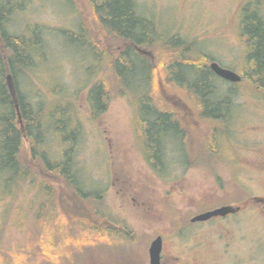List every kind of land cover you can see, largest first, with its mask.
I'll use <instances>...</instances> for the list:
<instances>
[{
	"label": "rangeland",
	"instance_id": "1",
	"mask_svg": "<svg viewBox=\"0 0 264 264\" xmlns=\"http://www.w3.org/2000/svg\"><path fill=\"white\" fill-rule=\"evenodd\" d=\"M96 2L0 0V30L29 41L32 64L11 77L14 95L15 81L33 111H39L44 148L58 158L72 134L80 132L74 160L90 196L81 203L66 193L50 197L59 198L73 213L98 209L101 215L90 233L70 227L63 207L55 205L56 211L42 210L41 227L33 209L47 195L36 194L37 187L27 181L5 188L0 179V264H149V247L157 235L163 239L161 264H264V206L253 198L264 197V94L252 84L244 63L249 40L240 25L247 5L264 15V0H134L137 13L152 21L163 41L170 37L166 40L172 41V51L191 45L178 54H203L208 63L245 75L237 83L214 79L216 95L228 96L227 108L219 109L228 111L226 120L200 116L189 98L161 86L162 101L156 96L154 103L182 110L185 131L161 144L159 166L145 154L141 130L134 123L139 106L134 93L120 95L116 90L104 112L96 118L90 114L88 90L105 76L101 64L107 58L99 59L87 43L115 56L108 49ZM135 51L158 58L149 44ZM6 55L0 33V56ZM177 72L183 77L187 69ZM8 74L3 62L0 78L13 98ZM58 119L66 120L60 129L65 140L55 127ZM207 142L214 145L213 152L205 148ZM31 147V139L24 136L19 160L39 166ZM224 205L241 206V211L218 220L191 221ZM79 207L83 210L77 211ZM104 227L109 230L101 231ZM48 249L54 257L47 256Z\"/></svg>",
	"mask_w": 264,
	"mask_h": 264
},
{
	"label": "trees",
	"instance_id": "2",
	"mask_svg": "<svg viewBox=\"0 0 264 264\" xmlns=\"http://www.w3.org/2000/svg\"><path fill=\"white\" fill-rule=\"evenodd\" d=\"M94 6L103 26L108 49L113 50L115 56L111 52L108 54L107 48L103 52H98L95 51L94 45L87 43L88 48L99 59L107 58L101 64V67L106 69L105 76L88 90L92 118H96L106 110L112 92L117 90L120 95L127 92L134 93L139 103L138 116L134 123L141 130L145 154L151 159L154 158L155 166H159L161 163L160 153L164 151L165 146V144H161L165 142L166 138L170 140L174 135L180 137L185 131L182 127L183 121L180 118L183 115L182 110L169 104L161 108L154 103L153 97L156 96L162 101L160 97L161 86L189 98L198 109L200 116L226 120L229 115L228 111L221 113L219 109L227 108L225 105L228 96L225 95L224 98L220 99V96L216 95L214 86L216 75L209 68L210 62L208 63L207 56L198 54L183 58L178 54L183 48L191 49V45H183L179 47V50L172 51V41L166 40L170 37L163 41V37L157 33L152 21L137 13L134 0H97ZM250 7L247 5L248 13L245 12L243 15L242 32L247 36V41L250 37L254 40L255 49L252 55L247 52L244 56V63L247 65L252 58L255 64L254 75L258 82H263L264 15L260 13L257 6L253 10ZM2 23L3 19L0 17V28ZM0 33L7 50L6 58L0 56V65L4 62L9 74L11 73L14 79L17 72L32 64L29 41L22 36L7 34L4 30H0ZM78 42L81 46L84 45L81 40ZM145 44L153 46L158 54L157 59L150 60V58H146L135 51L136 47ZM180 67L187 69V73L183 77L178 76L177 70ZM242 77L244 78L245 75ZM14 84L15 95L12 98L2 78H0V179L3 181L4 187H14L17 185V181H27L31 186L37 187L36 194L47 195L40 202V205L33 209L35 218L41 227L45 221L41 214L42 210L54 211V206L59 205L60 208L63 207L64 218L69 221L70 227H82L92 233L93 226L99 222L96 221L101 220L98 209L84 215L82 213L76 214L64 207L59 198L50 197L51 195L66 193L71 196L73 202L81 203L82 200L87 201V197L90 196V192L82 185L74 160L75 143L80 132L72 134L70 145L63 147L60 157L55 158L52 153L44 148L45 129L40 122L39 111H33L31 105L26 102L24 95L17 90L15 81ZM14 100H17V107ZM64 123L66 120L61 122L58 119L55 122L56 130L59 135L61 134L63 140L67 138L65 132L60 131L65 127ZM74 128L77 129V127ZM24 136L31 139L32 158L38 160L39 166H27L19 160L21 140ZM214 138L221 144L219 133L217 136V132H215ZM205 148L210 152L214 151V145L212 146L208 142ZM152 154L153 156L150 157ZM95 198L97 197L95 196ZM82 210L83 208L79 207L77 211ZM78 232L80 236L87 234L86 231ZM37 243L39 250L44 252L40 247L41 241L37 240ZM46 253L49 254H47L48 257H54L49 253V249Z\"/></svg>",
	"mask_w": 264,
	"mask_h": 264
},
{
	"label": "water",
	"instance_id": "3",
	"mask_svg": "<svg viewBox=\"0 0 264 264\" xmlns=\"http://www.w3.org/2000/svg\"><path fill=\"white\" fill-rule=\"evenodd\" d=\"M209 68L210 70L218 77L232 82V83H237L239 81H241L242 77L239 73H237L236 71L223 67L221 65H219L217 62L215 61H211L209 63ZM7 78L9 79V86H10V90L12 95L14 96V86L12 83V77L11 74L7 75ZM17 107V104H16ZM240 209L239 206L236 207H232V206H228V205H224V206H220L218 208H215L213 210H209L203 213H200L196 216H194L191 221L192 222H196V221H205L208 220L209 218L213 217V216H225L228 213H233L236 212ZM161 251H162V237L161 235L156 236L149 247V264H161Z\"/></svg>",
	"mask_w": 264,
	"mask_h": 264
},
{
	"label": "flooded vegetation",
	"instance_id": "4",
	"mask_svg": "<svg viewBox=\"0 0 264 264\" xmlns=\"http://www.w3.org/2000/svg\"><path fill=\"white\" fill-rule=\"evenodd\" d=\"M240 9H242V7L240 8ZM241 19L243 18V17H240ZM241 25V28H242V26H243V23L242 24H240ZM254 40L250 37V39H249V47H248V54L250 53V55H252L253 53H254ZM137 49H138V47H136ZM135 48V49H136ZM248 68L250 69V73H251V77H252V79H254V81H253V85L255 86V87H257V88H260V89H262V91H263V94H264V81L263 82H258L257 81V79H256V77H255V75H254V71H255V64H254V60L252 59V58H250V61H249V63H248ZM254 198V200L257 202V203H260V204H262L263 206H264V197H258V196H254L253 197ZM240 207V209L238 210V211H236V212H233V213H228L227 215H225V216H213V217H211V218H209L208 220H211V219H216V220H218V219H221L222 217H228V216H231V215H234V214H236V213H238V212H240L241 211V206H239ZM208 220H205V221H208ZM205 221H202V222H205ZM196 222H200V221H196ZM108 227H104V228H102L103 230H109V229H107ZM100 229V228H99ZM122 230V229H121ZM158 236V235H157ZM162 248H163V239H162ZM148 253H149V251H148ZM161 253H162V251H161Z\"/></svg>",
	"mask_w": 264,
	"mask_h": 264
},
{
	"label": "bare ground",
	"instance_id": "5",
	"mask_svg": "<svg viewBox=\"0 0 264 264\" xmlns=\"http://www.w3.org/2000/svg\"><path fill=\"white\" fill-rule=\"evenodd\" d=\"M150 106V105H149ZM148 128V127H147Z\"/></svg>",
	"mask_w": 264,
	"mask_h": 264
}]
</instances>
